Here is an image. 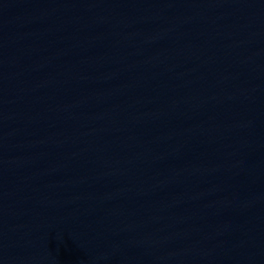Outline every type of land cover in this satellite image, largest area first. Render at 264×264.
Segmentation results:
<instances>
[{
    "label": "water",
    "instance_id": "95a60500",
    "mask_svg": "<svg viewBox=\"0 0 264 264\" xmlns=\"http://www.w3.org/2000/svg\"><path fill=\"white\" fill-rule=\"evenodd\" d=\"M0 264H264V0H0Z\"/></svg>",
    "mask_w": 264,
    "mask_h": 264
}]
</instances>
